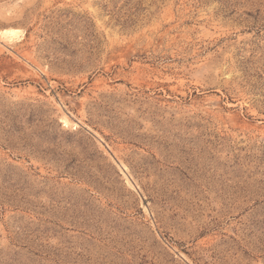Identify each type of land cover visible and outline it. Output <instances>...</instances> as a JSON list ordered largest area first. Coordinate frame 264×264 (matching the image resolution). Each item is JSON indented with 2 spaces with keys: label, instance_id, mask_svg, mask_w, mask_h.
I'll use <instances>...</instances> for the list:
<instances>
[{
  "label": "rangeland",
  "instance_id": "374dc122",
  "mask_svg": "<svg viewBox=\"0 0 264 264\" xmlns=\"http://www.w3.org/2000/svg\"><path fill=\"white\" fill-rule=\"evenodd\" d=\"M0 264H264V0H0Z\"/></svg>",
  "mask_w": 264,
  "mask_h": 264
},
{
  "label": "bare ground",
  "instance_id": "6f19581e",
  "mask_svg": "<svg viewBox=\"0 0 264 264\" xmlns=\"http://www.w3.org/2000/svg\"><path fill=\"white\" fill-rule=\"evenodd\" d=\"M1 34L3 35L2 38L13 41L18 38V35L20 33L15 29H8L6 31H3Z\"/></svg>",
  "mask_w": 264,
  "mask_h": 264
}]
</instances>
